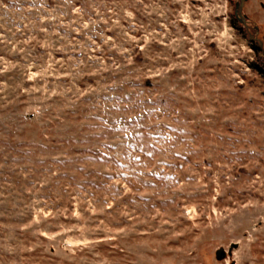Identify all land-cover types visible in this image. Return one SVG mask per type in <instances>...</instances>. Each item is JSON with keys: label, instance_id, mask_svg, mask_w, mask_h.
Returning a JSON list of instances; mask_svg holds the SVG:
<instances>
[{"label": "rangeland", "instance_id": "obj_1", "mask_svg": "<svg viewBox=\"0 0 264 264\" xmlns=\"http://www.w3.org/2000/svg\"><path fill=\"white\" fill-rule=\"evenodd\" d=\"M237 2L0 0V264H264V0L247 29Z\"/></svg>", "mask_w": 264, "mask_h": 264}, {"label": "water", "instance_id": "obj_2", "mask_svg": "<svg viewBox=\"0 0 264 264\" xmlns=\"http://www.w3.org/2000/svg\"><path fill=\"white\" fill-rule=\"evenodd\" d=\"M245 0H238V2L235 5L234 9V15L238 19V21L247 29L248 25L246 24V18L244 14L242 13V7L244 4ZM249 40H255V37H253L251 34H249ZM259 44L261 45V42L259 41ZM221 251H218V254H220Z\"/></svg>", "mask_w": 264, "mask_h": 264}, {"label": "trees", "instance_id": "obj_3", "mask_svg": "<svg viewBox=\"0 0 264 264\" xmlns=\"http://www.w3.org/2000/svg\"><path fill=\"white\" fill-rule=\"evenodd\" d=\"M253 48L256 49V50L259 49L258 45H254ZM253 68H255V70H257L259 73L264 75V69L262 67H260V66L255 64V65H253Z\"/></svg>", "mask_w": 264, "mask_h": 264}]
</instances>
